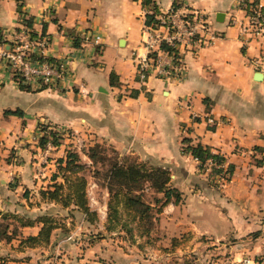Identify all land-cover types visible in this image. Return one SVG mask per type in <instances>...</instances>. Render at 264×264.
I'll return each mask as SVG.
<instances>
[{"label":"crops","instance_id":"0c3cea01","mask_svg":"<svg viewBox=\"0 0 264 264\" xmlns=\"http://www.w3.org/2000/svg\"><path fill=\"white\" fill-rule=\"evenodd\" d=\"M174 1L154 3L164 12ZM181 1L205 16L215 38L183 51L181 80L150 75L140 82L134 57L144 53L141 28L150 9L142 0H0L5 38L21 26L19 5L32 20L30 27L49 38L47 53L66 57L71 71L58 87L23 89L0 59L1 212L33 219L41 209L62 208L41 201L39 190L52 182L55 156H63L68 138L45 151L36 136L39 124L71 127L82 139L107 137L120 155L135 154L170 170L182 200L169 201L159 213L155 251L185 235L178 249L212 246L204 263L233 264L248 257L249 264H264V158L255 148L264 146V33L248 28L241 34L249 18L239 0ZM258 2L264 6V0ZM85 33H99L100 42L85 40ZM256 71L262 78H255ZM16 108L22 116L4 112ZM185 136L222 154L224 165L232 163L230 178L218 182L216 176L217 185L210 184L208 170L201 171L198 160L183 150ZM41 225L35 221L19 229L24 236L36 235ZM254 231L259 233L247 237ZM58 232L54 228L41 246L19 244L14 236L0 240V264L49 260L37 250L51 248ZM229 235L239 240L224 242ZM117 257L122 261L117 264H133L131 259L155 264L127 252Z\"/></svg>","mask_w":264,"mask_h":264},{"label":"rangeland","instance_id":"374dc122","mask_svg":"<svg viewBox=\"0 0 264 264\" xmlns=\"http://www.w3.org/2000/svg\"><path fill=\"white\" fill-rule=\"evenodd\" d=\"M7 42L0 41V47L2 44L6 46ZM22 83L26 84L23 81ZM44 125H46L47 129L56 131L61 136V142L62 139L68 138L66 140L67 142L63 141L64 146H66L65 150L68 148L76 150L80 156V160L86 163L82 173L85 174L88 181L95 182V186L92 188L93 194L99 204L106 205V212L104 216L101 211L95 210L97 205L88 204L92 210L94 209L96 211V215H89V220H87L81 212L70 208H56L53 206L41 209L40 212L42 214L52 216L55 224L61 225L62 228L61 226L56 227L59 228V232L56 237V242L54 245L52 244L51 248H46L41 251L37 250L40 252V257L45 254L50 259L46 261L42 260L43 262L37 261L35 264H117V262H122L121 258L117 257V254L125 252L128 254L132 253L133 258H136L137 255L139 258L150 259L155 264H182L185 259L191 260L193 264H207L203 262L207 260L204 254L212 246H209L210 244H207V246L203 245L201 248H196L193 251L189 248L186 251L178 249L179 244H181V239L185 235L174 240V243L171 240V244L168 246L159 245L158 251L154 250L155 242L158 238L159 213L156 212L158 204L153 203L154 200L152 197H154L155 193L147 186L144 187L142 192L144 194L143 198L154 204H152V218L150 220L153 223V230L149 236L145 234L143 228L138 226L139 220L135 216L126 215L124 212H122L118 222L109 223L107 221V201L109 199V193L107 191L106 173L112 158L122 155L119 154L118 150L111 143L107 142V137L102 136L92 139L84 137L82 139L83 135H80V131L77 132L71 127H53L51 124ZM49 125L51 127H48ZM41 133L42 129L39 128L36 136L37 143L39 142L38 139ZM43 149L49 151L52 148L47 147L46 142L42 147ZM91 152L96 154L93 161L87 155V153ZM64 154L65 151L63 156ZM129 155L136 157L140 161H144L135 154ZM58 157L55 156V170L56 159ZM145 162L149 164L147 161ZM218 180V182H221L220 179ZM71 210H74V212ZM3 213L0 214V240L6 239L7 232L13 234L18 239L24 237L19 229V225L22 222L19 217H23L24 215L10 211H3ZM144 222L148 223L149 220L147 219ZM64 227L67 230H64ZM247 237L254 236L250 235ZM237 240L239 239L230 236L224 242L233 244ZM212 258L211 256L208 263H211ZM131 260L133 264H136V259Z\"/></svg>","mask_w":264,"mask_h":264},{"label":"trees","instance_id":"16d2710c","mask_svg":"<svg viewBox=\"0 0 264 264\" xmlns=\"http://www.w3.org/2000/svg\"><path fill=\"white\" fill-rule=\"evenodd\" d=\"M258 0H246L247 13L251 14L253 7L258 4ZM144 6L150 7L151 12L145 13V22L150 23L156 21L155 14L158 12L156 9L154 0H142ZM260 10H264V6L261 5ZM17 10L20 13L22 21L27 26H31L32 20L29 17H24V13L21 11L20 6H17ZM31 34L36 35V32L31 28ZM41 34H44L42 32ZM75 44L77 39L75 38ZM0 41H7L4 36L3 30L0 28ZM162 47L171 49L166 44H162ZM13 77L19 82L20 87L23 89H30V86L22 83V78L15 73H12ZM113 73H110L112 81ZM41 86L39 88H43ZM5 113L23 115V111L19 108L5 109ZM42 129V133L39 136L38 144L43 147L46 142L50 141L53 145H59L60 135L52 130L47 129L46 125L39 124L38 129ZM183 150L190 152L193 157L198 160V168L201 171H206L204 165L205 161L210 158L214 164L208 170L209 183L217 185L214 178L219 175L228 180L233 172L234 165L227 163L224 165L225 157L219 152L213 151L207 144H203L199 141L192 142L191 138L185 136L182 138ZM262 154L264 152V146H257ZM88 157L93 161L96 154L91 152L87 153ZM263 156V155H262ZM262 159L259 158V162ZM149 163V162H148ZM86 163L80 160V156L76 150L70 148L66 149L65 155L56 159V170L52 173V182L46 187L39 190L41 201H49L59 204L62 208H70L75 211L81 212L87 220L89 215H96V211L92 210L88 205V199L86 194V188L88 179L82 170L85 168ZM58 177L60 179H58ZM107 178V191L109 193V199L107 201V221L109 223L118 222L121 218L122 212L126 215H133L139 220V227L143 228V231L147 236L153 230V223L150 221L152 218L151 210L155 203L158 204L156 212L160 213L165 204L169 201L179 203L182 200V191L170 183L171 173L167 167L155 164H146L145 161H140L134 156L122 155L112 158L109 162L106 173ZM148 187L155 193L152 202H148L143 198L144 187ZM161 193V195H157ZM153 204V205H152ZM74 210H71L74 212ZM0 214H4L0 211ZM14 214V213H13ZM21 218V225L33 224L35 221L41 222V227L36 235H25L20 238V244L33 246L40 244L41 242H49L51 232L54 228L61 225L55 224V220L52 216L41 214L31 219L23 216ZM149 220L148 223L144 222ZM62 228V226H61ZM129 229V228H128ZM127 229V230H128ZM64 230L65 229L64 227ZM259 231L251 232L250 235L256 236ZM5 240H10L13 234L7 232ZM150 238V237H148ZM177 240L176 237L172 239ZM182 264H193L191 260L185 259Z\"/></svg>","mask_w":264,"mask_h":264},{"label":"built area","instance_id":"2783aa9c","mask_svg":"<svg viewBox=\"0 0 264 264\" xmlns=\"http://www.w3.org/2000/svg\"><path fill=\"white\" fill-rule=\"evenodd\" d=\"M251 1V0H249ZM239 4L246 8V0H239ZM258 3L248 14L249 24L241 26V34L252 29L256 33H264V10H260ZM144 22L141 28L140 45L144 53L134 57L136 79L145 81L150 75L160 78L181 80L185 75V63L182 58L183 51L197 49L209 44L215 35L209 31L205 16L195 10L188 9L181 0H175L167 11H158L156 21ZM21 17V26L11 30L7 37V44L1 45L0 59L8 69L18 74L24 83L30 87H58L70 75L69 64L66 57H53L47 53L49 38L45 34H31V27L27 26ZM85 40L94 43L100 42L99 33H85ZM245 43V42H244ZM166 44L171 49L162 47ZM213 123L211 117L208 118ZM47 147L54 145L48 141ZM264 158V152H263ZM214 162L208 158L204 165L207 170ZM221 182L223 178L217 175ZM95 182L88 181L86 194L89 205H97L95 210L101 211L104 216L106 205L99 204L93 194ZM94 210V209H93ZM248 257H242L236 264H249Z\"/></svg>","mask_w":264,"mask_h":264},{"label":"water","instance_id":"95a60500","mask_svg":"<svg viewBox=\"0 0 264 264\" xmlns=\"http://www.w3.org/2000/svg\"><path fill=\"white\" fill-rule=\"evenodd\" d=\"M218 16H219V14L217 13V14H216V18H217V19H219ZM254 76H255V78L260 79V78H262V73H261L260 71H256L255 74H254Z\"/></svg>","mask_w":264,"mask_h":264}]
</instances>
